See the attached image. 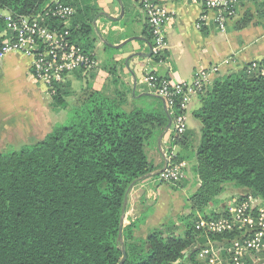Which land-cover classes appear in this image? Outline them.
<instances>
[{"label":"trees","instance_id":"1","mask_svg":"<svg viewBox=\"0 0 264 264\" xmlns=\"http://www.w3.org/2000/svg\"><path fill=\"white\" fill-rule=\"evenodd\" d=\"M53 1L74 8L77 21L68 24L70 38L90 54L87 13L97 9L94 0H0V11L31 17ZM4 27L0 19V34ZM50 27L63 29V24L54 21ZM148 35L152 39L149 28ZM111 75L117 87L116 67ZM68 87L56 85L52 109L67 107ZM115 95L109 99L87 85L66 123L31 145L0 153V264H119L122 249V264H198V251L192 250L205 240L196 223L213 215L206 211L225 184L248 189L264 205V74H248L242 67L198 95L200 107L193 114L200 124L193 156L198 188L188 199L191 213L179 219L184 230L175 234L170 223L137 239L145 211L122 228L118 242L128 188L156 178L149 176L148 149L168 116L157 96L140 97L127 112V91ZM182 143L181 136H171V147Z\"/></svg>","mask_w":264,"mask_h":264},{"label":"crops","instance_id":"2","mask_svg":"<svg viewBox=\"0 0 264 264\" xmlns=\"http://www.w3.org/2000/svg\"><path fill=\"white\" fill-rule=\"evenodd\" d=\"M156 1L171 17L164 28L166 47L161 65L151 56L152 39H149L148 25L136 0L92 2L97 9L87 13L89 18L86 16L92 28L89 53L97 60L98 67L89 73L76 72L68 79L65 84L73 89L72 101L87 85L102 91L109 99L116 97L117 90H126L124 110L130 112L140 97L152 96L144 84L146 73L154 72L172 84H182L190 82L196 70L218 67L219 72L211 78L213 82L252 62L264 61V0H237L235 17L224 32L215 28L213 13L206 11L200 0ZM201 14H206V20L197 28ZM74 21L77 18H72L68 24ZM226 61L229 63L225 64ZM114 67L117 68V87L111 84ZM30 69L31 60L21 54L10 53L0 61V153L12 147L31 145L43 139L53 126L62 123L61 113L51 108V99L30 76ZM199 107V97H192L185 112L187 128L181 136V145L170 146L171 125L168 131L163 129L158 135L155 144L148 149V161L153 167L149 176H155L165 165L162 149L187 164L190 158L194 161L200 124L193 114ZM67 108H70L68 104ZM164 112L172 122L175 112L165 108ZM151 186L155 190L150 191L153 199L148 193ZM183 189H175L172 184L159 185L154 179L136 184L127 196L123 227L141 212L148 211L135 232L137 239L145 240L150 232L162 229L177 217H184ZM244 192L249 190L239 188L236 194ZM139 193L145 194L144 200L141 201ZM174 193L180 195L179 207L171 211ZM163 195L169 198V204L161 199ZM218 209L210 208L206 213Z\"/></svg>","mask_w":264,"mask_h":264},{"label":"built area","instance_id":"3","mask_svg":"<svg viewBox=\"0 0 264 264\" xmlns=\"http://www.w3.org/2000/svg\"><path fill=\"white\" fill-rule=\"evenodd\" d=\"M152 35L151 56L157 64L162 63L166 47L164 28L170 15L156 0H136ZM206 11L213 13L215 28L224 32L235 17L237 0H200ZM71 6L53 1L34 16H14L0 11L5 27L0 34V61L10 53L21 54L31 60L30 76L52 96L56 85L65 84L76 72L87 73L98 67L97 60L74 43L70 38L68 22L74 17ZM206 14H201L197 28H201ZM60 21L63 29L51 28L50 23ZM228 64L229 62H224ZM248 74H264V61L252 62ZM219 72L218 67L199 69L192 80L172 84L154 72L145 74V86L151 95L160 98L166 110L174 111L171 134L182 136L187 128L185 112L194 96L203 93L212 83L211 78ZM164 167L155 175L158 184H177L185 180L188 164L177 161L172 153L161 150ZM208 219L198 218L196 230L205 240L199 246L196 260L204 264H245L255 254L264 252V205L259 197L242 193L223 204ZM234 234L230 239L228 235ZM219 237V240L211 239Z\"/></svg>","mask_w":264,"mask_h":264},{"label":"rangeland","instance_id":"4","mask_svg":"<svg viewBox=\"0 0 264 264\" xmlns=\"http://www.w3.org/2000/svg\"><path fill=\"white\" fill-rule=\"evenodd\" d=\"M95 69H93V70H95ZM93 70H91V71H93ZM91 71H88V73L91 72ZM68 89H70L69 90L70 91V95L74 93L73 89H71V87H68ZM44 91H46L45 88H44ZM49 98L51 99V96H49ZM75 101L76 100L72 101V99L69 97V98L66 99V103L68 104V107H70L69 109L66 107L67 108L66 110H62V109L55 110V111H58L59 113H61L60 116L63 119L62 123H58V121H56L55 123H58V124L66 123V121L68 120L69 111L71 110V107L73 106V103ZM12 148L9 149V150H5L4 152L8 153L10 151H17V150H19L22 147L13 148V149ZM191 161H192V159L190 158L189 159V164H188L189 168L187 170V176H186L185 180L181 181V183H179V184H174L173 185V186H179V187L183 186L182 188H184L183 190L185 191L184 192L185 196H183V198H182V201H184V203L186 204L185 208H184L186 210V214L184 216H187V215H189L191 213V208L188 205L189 204L188 199L193 193L196 192V190L198 188V179H197L196 175L194 174V170H193L194 168H193V165H192L193 161L192 162ZM150 189L151 190H149L148 193H150V191L155 192V190H153L152 186H151ZM237 189H239V188L235 187L233 184H230V183L229 184H225L223 192L220 195L217 196L215 204L213 206H211L210 208H216V209L220 208L223 204L228 203L229 201H231L232 199L237 197L239 195V194H236ZM244 193H248V192H244ZM149 195H150V197H152V199L154 198L153 193H150ZM139 196L144 198L145 194L142 195L141 193H139ZM174 197H175V199L173 198L174 199V203H173V205L171 207V211H174L175 209H177L179 207L180 195H178L177 193H174ZM161 199H163L166 202V204H169V202H170L169 198L166 195H163L161 197ZM216 211L217 210L212 211L211 214L214 215L216 213ZM180 218H182V217H177L174 220L175 222L174 221L167 222V225L170 224V223H174L175 224L174 228H172V230H173V232L175 234H179V233H181L184 230V225L179 220ZM196 261L198 262V264H204L201 261H198V260H196ZM178 264H184V263L179 262ZM249 264H264V252L261 253V254L253 255V257L251 259H249Z\"/></svg>","mask_w":264,"mask_h":264},{"label":"water","instance_id":"5","mask_svg":"<svg viewBox=\"0 0 264 264\" xmlns=\"http://www.w3.org/2000/svg\"><path fill=\"white\" fill-rule=\"evenodd\" d=\"M112 47H114V48L116 49V48H119V47H121V46H112ZM164 108H165V110H166L165 105H164ZM170 125H171V121L168 120V124H167V125L165 126V128H164V131H165V132L169 130ZM160 139H162V138H160ZM158 143H160V140H158ZM161 152H162V151H161ZM142 179H145V178H141L140 180H142ZM140 180H138V181H140ZM136 183H137V182H134V183L128 188V190H127V194H126V197H125V200H124L123 214H122V217H121V219H120L119 235H118V242H120L121 244H122V237H121V234H122V228H123V221H124V215H125V208H126V206H127V196H128V194H129V192L132 190V188L136 185ZM198 250H199V247H196V248L193 249L192 251L195 252V251H198ZM122 254H123V257H122V260H121V262H120L119 264H122V263L125 261V252H124L123 249H122Z\"/></svg>","mask_w":264,"mask_h":264}]
</instances>
